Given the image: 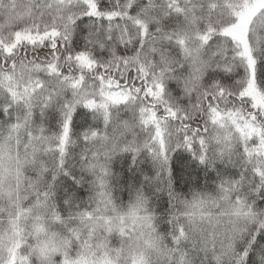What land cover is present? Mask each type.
I'll list each match as a JSON object with an SVG mask.
<instances>
[{
  "label": "snow or ice",
  "instance_id": "snow-or-ice-1",
  "mask_svg": "<svg viewBox=\"0 0 264 264\" xmlns=\"http://www.w3.org/2000/svg\"><path fill=\"white\" fill-rule=\"evenodd\" d=\"M0 264H264V0H0Z\"/></svg>",
  "mask_w": 264,
  "mask_h": 264
}]
</instances>
